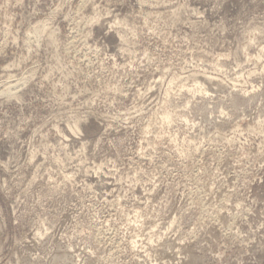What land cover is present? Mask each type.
<instances>
[{"label": "rangeland", "instance_id": "obj_1", "mask_svg": "<svg viewBox=\"0 0 264 264\" xmlns=\"http://www.w3.org/2000/svg\"><path fill=\"white\" fill-rule=\"evenodd\" d=\"M0 264H264V0H0Z\"/></svg>", "mask_w": 264, "mask_h": 264}, {"label": "bare ground", "instance_id": "obj_2", "mask_svg": "<svg viewBox=\"0 0 264 264\" xmlns=\"http://www.w3.org/2000/svg\"><path fill=\"white\" fill-rule=\"evenodd\" d=\"M236 75V74H235ZM208 77V76H207ZM213 77V76H212ZM211 77V78H212ZM239 77V76H238ZM213 78H215V77H213ZM231 79V78H230ZM195 80V79H194ZM232 80V79H231ZM233 81V80H232ZM197 82V81H196ZM236 82V81H235ZM193 83H195L194 81H193ZM200 84V83H199ZM15 86V85H14ZM201 86V85H200ZM182 87H184L183 85H182ZM184 89H185V87H184ZM191 89V88H190ZM194 89V88H193ZM197 89V88H196ZM189 90V88L187 89V91ZM199 90V89H198ZM190 91V90H189ZM237 125H238V123H237Z\"/></svg>", "mask_w": 264, "mask_h": 264}]
</instances>
